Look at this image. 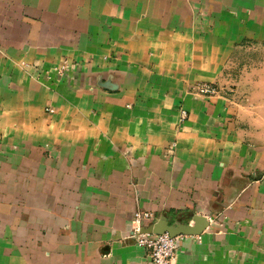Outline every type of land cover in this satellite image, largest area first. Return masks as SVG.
Masks as SVG:
<instances>
[{
  "label": "crops",
  "instance_id": "1",
  "mask_svg": "<svg viewBox=\"0 0 264 264\" xmlns=\"http://www.w3.org/2000/svg\"><path fill=\"white\" fill-rule=\"evenodd\" d=\"M245 39L264 45V0H0V264H149L125 238L136 209L195 208L229 169L263 176L173 264H264V146L189 90Z\"/></svg>",
  "mask_w": 264,
  "mask_h": 264
},
{
  "label": "rangeland",
  "instance_id": "2",
  "mask_svg": "<svg viewBox=\"0 0 264 264\" xmlns=\"http://www.w3.org/2000/svg\"><path fill=\"white\" fill-rule=\"evenodd\" d=\"M65 62L69 64V67H62ZM20 66L24 70H28L30 67L26 62H21ZM70 69L71 64L65 58L63 63L54 67V72L61 77L70 71ZM34 76V78H37V75ZM207 87L211 90H206ZM189 90L201 96L218 97L225 101L232 110V121L234 123L235 133H237L244 140V143L248 145L256 147L264 146V45H255L250 43L247 39L243 40L239 46L233 48L218 78L214 81H196L190 85ZM176 148V141L169 143L165 147L166 159L174 158ZM217 167H222L224 170L229 169L223 161L220 165L217 164ZM229 170L230 171L221 174L213 175L212 178H210L212 179V187L207 191H201L200 195H202V198L197 197L199 193L196 192V197L194 195L192 199L195 208L182 207L180 209H166L161 214L175 226L191 227L193 226L191 225V220H194L195 223V220L199 216H205L206 219H212L215 226L223 227L225 212L221 210L220 212L217 211V213L214 212V210L223 207L225 201L230 199L226 196V192H229L228 188H231L235 181H239V179L246 182L249 178L254 180L256 177L255 179L258 180L263 176L261 174L263 171H260L258 174L259 177H257L258 175H256V173L251 175L243 171L241 174L235 175L233 169ZM217 176L218 178H216ZM204 203H209L214 206L208 209L204 207L206 211H211L214 215L205 214L204 211L199 209ZM136 211L147 210L137 208ZM152 213L156 215V217H160V213ZM132 219L130 220L129 231L125 238L134 241L129 237L130 230L132 229ZM150 223H152V221L146 222L143 228Z\"/></svg>",
  "mask_w": 264,
  "mask_h": 264
},
{
  "label": "built area",
  "instance_id": "3",
  "mask_svg": "<svg viewBox=\"0 0 264 264\" xmlns=\"http://www.w3.org/2000/svg\"><path fill=\"white\" fill-rule=\"evenodd\" d=\"M62 67H69L65 62ZM206 90H211L209 87ZM48 111H53L48 108ZM182 119L187 116L185 109L181 110ZM156 217L150 211H136L132 219V229L129 237L135 243L149 250V264H173L179 246V240L183 234L172 236L168 232L148 233L143 231V226L148 221H154Z\"/></svg>",
  "mask_w": 264,
  "mask_h": 264
},
{
  "label": "water",
  "instance_id": "4",
  "mask_svg": "<svg viewBox=\"0 0 264 264\" xmlns=\"http://www.w3.org/2000/svg\"><path fill=\"white\" fill-rule=\"evenodd\" d=\"M207 226L205 216H199L193 226H175L169 224L163 217H157L152 223L143 228L148 233H164L168 232L172 236L180 234H200Z\"/></svg>",
  "mask_w": 264,
  "mask_h": 264
}]
</instances>
